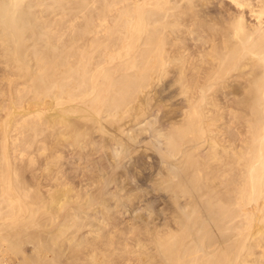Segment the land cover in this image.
I'll return each instance as SVG.
<instances>
[{"label": "bare ground", "instance_id": "obj_1", "mask_svg": "<svg viewBox=\"0 0 264 264\" xmlns=\"http://www.w3.org/2000/svg\"><path fill=\"white\" fill-rule=\"evenodd\" d=\"M211 1L0 0V264H264V0ZM151 131L179 213L129 231Z\"/></svg>", "mask_w": 264, "mask_h": 264}, {"label": "rangeland", "instance_id": "obj_2", "mask_svg": "<svg viewBox=\"0 0 264 264\" xmlns=\"http://www.w3.org/2000/svg\"><path fill=\"white\" fill-rule=\"evenodd\" d=\"M219 1H220V3H219ZM230 0H212L211 1V3H210V5H208V6H206L204 9H202V11L203 12H206V13H210L211 15H215V17H217L216 16V14H217V12H216V10H219L220 9V11L219 12H221L222 10H221V8H225V7H227L228 9H232V8H230V7H233L232 6V3L231 2H229ZM217 5V6H216ZM219 5V6H218ZM220 6H221V8H220ZM223 6V7H222ZM214 7V8H213ZM226 8V9H227ZM234 10V9H233ZM219 12H218V15H220L219 14ZM214 13V14H213ZM239 98H241V97H239ZM233 100H234V98H232ZM231 99V100H232ZM226 120V119H225ZM227 121V120H226ZM225 121V122H226ZM231 128H233V130L235 131V130H237V131H239L240 132V129H244V127L243 126H241V125H239L238 123H237V125H239L238 127L240 128V129H237L238 127H236V129H234L235 128V125H234V123L232 124V122H231ZM234 125V126H233ZM236 125V126H237ZM242 128H241V127ZM230 128V129H231ZM229 129V130H230ZM232 130V129H231ZM233 131V132H234ZM244 131H245V129H244ZM243 132V131H242ZM150 132H147V134H142V135H140L134 142V145H133V143H132V145L130 146L131 147V149L129 148V144H128V142L127 143H125L126 144V148H125V150L128 148V150H130V152H135V150H136V153H131L130 155V157H128L129 156V152H126L125 153V155L127 156V159H124V158H126V156H124V158H122L121 159V161H122V163L120 162V160H119V162H118V160L116 161V163H119V164H117L116 166L117 167H112V168H116V170H117V172H120L121 174H120V176L121 177H123V179H124V181H127V182H129V185H130V187H129V185H128V187H127V182L124 184L125 186H126V190L125 191H123V192H121L122 193V197H126V191L129 189V191H127V192H132V190H133V188H134V186H136L135 188H134V190H133V192L135 191V194H137L136 196V200H134V202H132L131 204H129V202H128V205L127 206H129V209H130V206H131V210H129V212H130V214L128 213V214H125L128 210V208H126V210L127 211H125V212H123L125 215H123V213H122V215L120 214H117V217L115 216V218H118L116 221H115V224L116 225H118V226H120V225H122V222H124V225H122V227L123 228H125V225L126 226H129V231H130V228L132 227H136V229L138 228L137 227V225L139 226V228H140V230H141V227L144 225V227H146L145 225H146V222H147V215L149 214V213H151L150 211L152 210V214H153V217H152V215L150 214V216H151V218L149 217L148 218V221H149V219H151L149 222H147V224L149 225L148 227H150V225H151V223H152V220H153V222H154V220H155V222L154 223H152V225H154V226H156V225H158L157 227H161V226H163V225H165L164 223H165V220H166V222L168 221V220H171V217H172V215L174 214V212H176V214H177V212L178 211H176V207H174L175 205H174V203L172 202V195H171V192L169 191H167L166 189H165V187L163 186V185H160L159 183H158V181L160 180H156V179H158L160 176H158V172H160V174L159 175H161V171L163 170V172H165L166 170H164L163 169V167L164 168H166V166L168 167L171 163H172V165H170V167L168 168V169H170V170H173L172 168L174 167V163L171 161H165L164 162V160H162V158H161V156H159L160 154H159V150H160V148L162 149V150H164L163 148H164V146H163V142H161L159 139H156L155 138V136H154V134H153V132L151 131V133L149 134ZM152 135L154 136V137H152ZM106 137H109V135H107ZM124 138V137H123ZM141 138V139H140ZM118 139V138H117ZM152 139H153V141H152ZM156 139V140H155ZM126 140V139H125ZM155 140V141H154ZM123 141H124V139H123ZM137 141V142H136ZM149 142H152V144L154 145H152V144H148ZM155 142H159V143H157V144H155ZM130 144H131V142H129ZM137 143V144H136ZM161 143V144H160ZM127 144H128V146H127ZM158 145H160V148H157L158 147ZM133 146V147H132ZM153 146V147H152ZM154 148H156L158 151H157V155L155 154V152H154V150H156V149H154ZM135 149V150H134ZM138 149V150H137ZM128 150H126V151H128ZM134 150V151H133ZM161 150V151H162ZM146 152V153H145ZM153 152V153H152ZM128 153V154H127ZM66 156V155H65ZM68 156V155H67ZM66 156V157H67ZM76 155H74V157H73V155H71V157H70V155L68 156L70 159H73L74 161H71L69 158V160L71 161L70 162V164H69V161H68V159L66 158V157H64L65 159H66V161H64V163H63V161H62V168H63V170H64V172L66 173V174H68V176H70V177H72V178H74V176H77V174H79L78 176H77V178L75 177L74 179H78V177H80V176H89L90 175V173H92V172H95V169H94V159H95V155L94 156H90V157H88V156H81V160H77V162H76V157H75ZM159 156V157H158ZM78 157V156H77ZM64 158H63V160H64ZM93 158V159H92ZM78 159H79V157H78ZM125 160V162H124V160ZM65 162H68L67 164H65ZM166 162H170L169 163V165H168V163H166ZM73 163H74V165H76V166H74L73 165ZM124 163H125V166H124ZM163 164H164V166H163ZM76 167V169H74ZM172 167V168H171ZM139 168V169H138ZM70 169V170H69ZM94 169V170H93ZM74 170L76 171V172H74ZM78 170V171H77ZM125 172V175L124 174H122V172ZM132 171H133V173H132ZM139 171H141V173L139 172ZM71 172H74V174H72ZM107 172H108V174L109 173H111L112 171H111V167H110V171H109V169H107ZM163 172H162V174H163ZM158 173V174H157ZM72 174V175H71ZM133 174H135V175H133ZM74 175V176H73ZM127 176V178L125 179L124 178V176ZM129 175H130V177H129ZM132 175V176H131ZM156 175L158 176V178L156 177ZM133 176H135V178H132ZM122 178H121V182H122V180H123ZM132 180V181H131ZM135 180V181H134ZM124 183V182H123ZM134 183V184H133ZM158 183V184H157ZM133 187H132V186ZM114 186V184H110V186L108 185V192L107 193H109L110 191H112V187ZM138 186V187H137ZM163 186V187H162ZM131 187H132V190H131ZM139 188H141V191L140 190H138ZM111 189V190H110ZM137 189V190H136ZM131 190V191H130ZM136 191L138 192H140V193H136ZM132 192V193H133ZM169 193V194H168ZM128 194V193H127ZM134 194V195H135ZM142 194V195H141ZM124 195V196H123ZM133 195V194H132ZM138 195H141L139 198H138ZM170 196H171V199H170ZM137 198H138V200H137ZM140 198H141V200H140ZM123 201L125 200V199H122ZM133 201V200H132ZM139 205V206H138ZM152 208V209H151ZM136 209V210H135ZM138 209V210H137ZM148 209H149V211H148ZM151 209V210H150ZM134 210H135V213H137V215H133V214H135L134 213ZM145 210H146V212H148L147 214L145 213ZM138 211V212H137ZM174 211V212H173ZM133 212V214L131 215V213ZM139 213H140V216L141 215H143V216H141V217H143V219H145V217H146V221L144 222L143 220H141L140 218H137V217H139ZM171 213V214H170ZM179 213V212H178ZM88 214H91V213H88ZM115 215V214H114ZM120 216H121V218H120ZM124 216V217H123ZM136 217V218H135ZM130 218V219H129ZM122 219V220H121ZM127 220V221H126ZM136 221V222H135ZM125 223H127V224H125ZM140 223H141V226H140ZM143 223V224H142ZM137 224V225H136ZM162 224V225H161ZM135 225V226H134ZM117 226V227H118ZM122 227H120V229H122ZM143 227V228H144ZM151 227H153V226H151ZM127 228V227H126ZM132 228H131V230H132ZM138 228V229H139ZM136 229H134L133 228V231L135 230L136 231ZM126 233L128 232V228L127 229H123ZM127 230V231H126ZM132 233V232H131ZM142 233V232H141ZM128 234V233H127ZM134 234H135V232H134ZM131 235V234H130ZM130 235L128 234L127 235V237L129 236L130 237ZM133 236H131V238H132ZM31 246L30 245H26V247H25V250L27 251V253L29 254V255H31Z\"/></svg>", "mask_w": 264, "mask_h": 264}]
</instances>
